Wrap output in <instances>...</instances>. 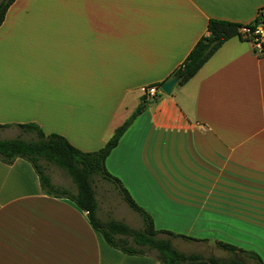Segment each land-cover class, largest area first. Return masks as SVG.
<instances>
[{
  "label": "crops",
  "instance_id": "crops-1",
  "mask_svg": "<svg viewBox=\"0 0 264 264\" xmlns=\"http://www.w3.org/2000/svg\"><path fill=\"white\" fill-rule=\"evenodd\" d=\"M41 1L50 4L43 14L51 25L42 29L50 44L40 46L52 70L66 68L60 81L66 105L62 110L41 107L43 94L22 88L24 80L13 74L23 34L22 0H15L0 25V125L34 122L84 152L100 149L124 122L137 104L128 100L140 99L142 88L170 78L206 34L210 19L245 25L264 8V0ZM93 91L101 92L95 103L101 108L84 110L82 122L88 132L100 133L89 136L88 147L70 136L75 110L68 100H89ZM170 95L134 120L106 158L107 171L134 200L136 194H149L144 184L154 185L157 172L167 178L173 172L178 183L170 191L184 197L173 200L164 190L169 201L211 212L214 223L236 219L264 229V56L231 37ZM143 113H148L145 121L137 122ZM106 131L112 132L107 140ZM110 193L95 191L98 211L106 218L115 202ZM0 264L156 261L108 246L86 212L67 199L45 195L31 165L18 158L0 162Z\"/></svg>",
  "mask_w": 264,
  "mask_h": 264
},
{
  "label": "trees",
  "instance_id": "trees-1",
  "mask_svg": "<svg viewBox=\"0 0 264 264\" xmlns=\"http://www.w3.org/2000/svg\"><path fill=\"white\" fill-rule=\"evenodd\" d=\"M14 1L0 0V25ZM241 26L242 24L238 23L210 19L206 34L198 39L185 60L170 77L179 76L178 85L186 83L225 41L234 36L239 37L238 28ZM160 84L155 86L159 88ZM153 99L150 100L142 95L133 112L114 130L105 144L91 152L81 151L59 134H45L36 123L0 125V129L14 127L18 130L14 138L0 139V162L12 164L18 158L27 161L35 171L45 195L67 199L74 203L76 207L86 212L92 228L101 235L107 245L124 254L148 256L153 258L156 264H247L249 260L254 264H264L257 253L220 241L215 243L216 247L230 253V258L220 259L214 256L205 258L197 253H183L177 250L169 238H162L160 235L184 239L188 237L166 230H157L150 214L132 199L120 180L107 171L106 158ZM24 135L31 136L25 139ZM50 166L61 169L70 178L74 190L55 184L49 173ZM96 179L115 186L123 201L139 215L141 228H131L125 222L115 219L103 222L98 217V202L94 189Z\"/></svg>",
  "mask_w": 264,
  "mask_h": 264
},
{
  "label": "rangeland",
  "instance_id": "rangeland-1",
  "mask_svg": "<svg viewBox=\"0 0 264 264\" xmlns=\"http://www.w3.org/2000/svg\"><path fill=\"white\" fill-rule=\"evenodd\" d=\"M49 11V2L45 3L44 1L37 0V9H35V0H22V52L19 59L13 60V74L21 80H24V83L22 82V88L36 89L37 94L39 92L43 94L44 99L41 107L62 110V106L66 105L63 102V100L66 102V87L65 84H63L62 87L60 81L66 68L64 65H59L52 70L51 63L49 62L51 58L48 52H43L44 50L40 46L50 44V35L42 34V29L49 28L51 25L49 16L43 14ZM157 90V95L148 98L150 100L154 99L150 101L147 106L157 102L162 97L169 100L171 95L164 94L159 88ZM92 95L93 96L89 98V100L83 98H75V100L71 98L68 100L69 105L72 104L71 106L75 110V122L74 125H70L72 128L69 130L71 132L70 136L77 142L85 144L88 147L90 146L89 136H96L100 133L97 131L88 132L87 124L82 122L83 114L87 109L93 110L101 108V105L95 104L98 102L97 99L102 96L101 92L93 91ZM48 96L49 99L47 98ZM135 96L132 97L134 100L128 101L131 105L137 104L133 106L134 108H132L125 117L129 116L140 102V99L134 98ZM36 103H38V100ZM147 115L148 113H143L142 117H140L137 122L142 123ZM86 117L88 116H85V118ZM140 130L141 127L137 128L133 136L138 137ZM104 133H106V140L112 134L111 131H106ZM16 134L17 131L13 130V127L0 129V139H11L16 137ZM30 136L31 135H24L23 138L27 139L26 137ZM94 147L95 146H93V150L91 151H95L96 148ZM134 166L139 167L138 175L141 176L139 162H135L133 168ZM49 169L50 176L55 184L74 190L70 178L61 169L55 166H50ZM133 172L136 174L135 169ZM176 173L178 174L177 171ZM164 177L165 176L161 175L160 172H157L156 183L154 185L150 184V182L149 184H144L149 194H136V199L134 200L132 198L141 208L153 217L154 226L157 230L170 231L188 238H173L165 235H160V237L169 238L172 245L183 253H197L205 258L208 256H214L220 259L230 258V253L219 249L215 245L216 242L222 241L234 245L237 248L257 253L264 263V229L236 219L231 221L223 219L214 223V221H211V212L204 211L201 213L195 210L194 205L169 201V195H165L164 190L170 191V189H173V184L174 182L178 183V178L173 172L170 178ZM138 183L143 185L141 180H139ZM94 189L98 191L99 194L106 189L113 190V194L110 193L108 197H114L115 202L112 212L110 214L107 212L106 214L108 218L104 217L103 213L98 211V217L103 222L109 219H116L125 222L131 228H141L142 223L139 215L131 210L123 201L115 186L106 181L96 179L94 182ZM170 197H172L173 200H179L184 196L172 194L170 191ZM189 199L190 198H187V200L184 199V201H190ZM246 263L254 264L252 260Z\"/></svg>",
  "mask_w": 264,
  "mask_h": 264
},
{
  "label": "built area",
  "instance_id": "built-area-1",
  "mask_svg": "<svg viewBox=\"0 0 264 264\" xmlns=\"http://www.w3.org/2000/svg\"><path fill=\"white\" fill-rule=\"evenodd\" d=\"M239 38L250 44L252 52L256 56H264V8H260L256 17L249 24L238 28ZM158 88L147 86L142 88V95L152 98L156 95Z\"/></svg>",
  "mask_w": 264,
  "mask_h": 264
},
{
  "label": "water",
  "instance_id": "water-1",
  "mask_svg": "<svg viewBox=\"0 0 264 264\" xmlns=\"http://www.w3.org/2000/svg\"><path fill=\"white\" fill-rule=\"evenodd\" d=\"M179 76H173L165 80L159 85V89L166 95H170L174 87L178 84Z\"/></svg>",
  "mask_w": 264,
  "mask_h": 264
}]
</instances>
